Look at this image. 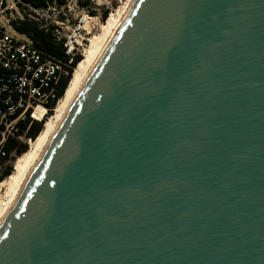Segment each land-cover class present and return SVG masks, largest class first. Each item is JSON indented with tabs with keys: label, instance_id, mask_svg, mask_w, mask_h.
I'll list each match as a JSON object with an SVG mask.
<instances>
[{
	"label": "water",
	"instance_id": "obj_1",
	"mask_svg": "<svg viewBox=\"0 0 264 264\" xmlns=\"http://www.w3.org/2000/svg\"><path fill=\"white\" fill-rule=\"evenodd\" d=\"M0 264H264V0H135Z\"/></svg>",
	"mask_w": 264,
	"mask_h": 264
},
{
	"label": "built area",
	"instance_id": "obj_2",
	"mask_svg": "<svg viewBox=\"0 0 264 264\" xmlns=\"http://www.w3.org/2000/svg\"><path fill=\"white\" fill-rule=\"evenodd\" d=\"M93 1L87 0V6L82 9L77 0L32 9L21 0H0V174L14 156L11 153L9 159H5L6 142L15 139L30 147L32 140L21 132L20 123L27 120L42 122L48 113L54 112L60 100L57 91L61 80L69 76L71 69L74 72L75 59H83L89 38L103 22L104 11L94 9ZM102 1L103 5L109 6L107 0ZM18 7L32 11L40 23L39 28L51 33L54 41L62 46L63 60L45 55L28 37L15 30L13 23L19 20L13 17L12 11ZM50 10L55 12V17L47 22L45 18ZM71 11L77 13L72 20ZM53 101L54 107L49 108Z\"/></svg>",
	"mask_w": 264,
	"mask_h": 264
},
{
	"label": "bare ground",
	"instance_id": "obj_3",
	"mask_svg": "<svg viewBox=\"0 0 264 264\" xmlns=\"http://www.w3.org/2000/svg\"><path fill=\"white\" fill-rule=\"evenodd\" d=\"M134 1L125 0L106 19L104 27L99 29L98 36L91 41L90 47H86L84 61L76 66L63 97L58 102L52 115L46 119L43 130L34 141L30 142L27 152L18 157L14 162V169L11 175L6 178L0 190V224L22 192L29 176L69 107L125 19ZM86 29H89L87 25Z\"/></svg>",
	"mask_w": 264,
	"mask_h": 264
},
{
	"label": "trees",
	"instance_id": "obj_4",
	"mask_svg": "<svg viewBox=\"0 0 264 264\" xmlns=\"http://www.w3.org/2000/svg\"><path fill=\"white\" fill-rule=\"evenodd\" d=\"M77 1L81 7H85L88 4L87 0H77ZM21 2L23 4L28 5L32 9H39L46 7V5L50 3H56L58 5H62L64 4L65 0H21ZM107 16H108V12L105 11L102 15V19L106 20ZM13 26L18 33L28 37L33 43V45L36 48H38L42 53H44L49 57L63 60L64 53L62 46L54 41L50 32H46L40 29L38 25L26 19L19 20L16 23H13ZM81 62H82V57H77L72 67L75 69L76 65L77 64L79 65ZM72 74L73 71L71 69L69 76L66 79L61 80L58 86L57 99H61L63 97L65 90L67 89V86L71 80ZM54 104L55 101L49 104V108H53ZM44 124L43 121L37 122V121L27 120L24 123H20L19 127L21 129V132L25 133L26 137L34 141L43 130ZM4 150L6 153L5 159L7 158L9 159V155L11 153H14V156H12L10 159L11 161H14L22 154L27 152L28 145L26 143H20L15 139H9L4 146ZM12 171H13L12 165L11 164L6 165L3 172L0 174V185L3 182V180H5L11 175Z\"/></svg>",
	"mask_w": 264,
	"mask_h": 264
},
{
	"label": "rangeland",
	"instance_id": "obj_5",
	"mask_svg": "<svg viewBox=\"0 0 264 264\" xmlns=\"http://www.w3.org/2000/svg\"><path fill=\"white\" fill-rule=\"evenodd\" d=\"M108 2H109V6L108 7H106L105 5H103V1L102 0H94L93 1V3L95 4V6L94 5H92V7H94V9H97V11L98 12H105V11H107L108 13H109V15L114 11V10H116L117 8H119L120 6H121V4L122 3H124L125 2V0H107ZM97 5V6H96ZM78 7H79V9H82V8H85V7H81L80 5H79V3H78ZM54 13L55 12H53L52 10H50L48 13H47V15H46V21L48 22V21H50V19H53V17H55L54 16ZM75 14H77L76 13V11H71V20L74 18V16H75ZM96 14V13H95ZM12 15H13V17L15 18V19H18V20H23V19H26V20H28V21H30V22H33V23H35L36 25H38V26H40V23L36 20V17H35V15L34 14H32V11H30L28 8H26V7H18L17 8V10H13L12 11ZM109 15L107 16V18L109 17ZM106 18V19H107ZM106 22V20H103V22ZM103 22H101L100 24H99V27H98V29L95 31V32H93L92 33V37H90L89 39V45H88V47H90V44H91V41L93 40V39H95L97 36H98V33H99V29H101V28H103L104 27V24H105V22L103 23ZM71 23H72V21H71ZM84 61V57H83V60H82V62ZM81 62V63H82ZM80 63V64H81ZM60 101V100H59ZM53 113V112H52ZM52 113H48V116H47V118L48 117H50L51 115H52ZM43 124H44V121H43ZM16 161V159L14 160V161H11V165H12V167H13V169H14V162ZM6 180V179H5ZM5 180H3V182L1 183V185H0V190L2 189V186L4 185V183H5Z\"/></svg>",
	"mask_w": 264,
	"mask_h": 264
}]
</instances>
